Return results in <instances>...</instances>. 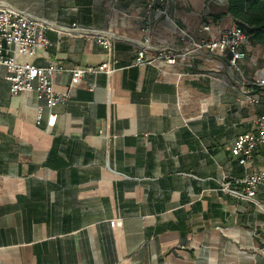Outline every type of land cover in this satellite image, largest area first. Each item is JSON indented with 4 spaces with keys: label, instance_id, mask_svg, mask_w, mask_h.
<instances>
[{
    "label": "crops",
    "instance_id": "0c3cea01",
    "mask_svg": "<svg viewBox=\"0 0 264 264\" xmlns=\"http://www.w3.org/2000/svg\"><path fill=\"white\" fill-rule=\"evenodd\" d=\"M0 3L51 27L53 45L32 61L59 63L54 88L71 93L50 110L35 92L12 95L0 65V264H264V213L223 190L245 176L231 150L260 111L234 84L242 74L228 52L134 64L145 0ZM226 7L170 0L153 17L149 54L192 50L178 28L196 41L218 36L235 23L213 17ZM101 37L113 44L115 72H86L72 86L70 70L111 61ZM246 50L248 76L264 64V49L250 42ZM255 164L264 167V153Z\"/></svg>",
    "mask_w": 264,
    "mask_h": 264
},
{
    "label": "built area",
    "instance_id": "2783aa9c",
    "mask_svg": "<svg viewBox=\"0 0 264 264\" xmlns=\"http://www.w3.org/2000/svg\"><path fill=\"white\" fill-rule=\"evenodd\" d=\"M170 0H145L147 17L141 28L144 41L137 52L134 64L157 65L165 62L168 65L185 64L189 61L193 52L206 48L210 52H228L230 54V66L240 71L241 81L234 84H242L244 99L248 104L258 106L259 113L254 121L252 130L239 134L232 147L231 153L245 169V176L228 182L223 190L228 191L237 198L246 199L254 203L264 213V167L257 168L256 158L264 153V64L256 68L250 75L241 72V62L247 60L246 46L250 44L248 34L235 22L231 26L220 30L218 36L193 40L191 33L184 28H178L179 33L192 41L194 48L182 52H172L166 49L157 50L149 54L151 49V31L153 29V17L166 14V7ZM51 27L39 18L28 12L15 9L0 3V65L7 71V80L10 82L12 95L35 92L39 100H43L46 106L53 110L59 104L66 103L71 98L70 90L60 93L54 88L53 78L57 72L64 68L57 62H52L45 67L33 63L38 51L53 45L46 32ZM74 28H66V32L73 34ZM202 31H210L209 24H202ZM99 42L108 50L111 61L100 64L97 67L74 68L71 71V85L81 82L86 72L106 73L111 76L116 70L117 60L114 57V48L111 40L99 38ZM264 58V56H263ZM94 90V85L89 88ZM3 112V102L0 97V115ZM41 118L39 113L38 119ZM55 116L50 117V125L55 123ZM120 220H112L111 226L120 225Z\"/></svg>",
    "mask_w": 264,
    "mask_h": 264
},
{
    "label": "trees",
    "instance_id": "16d2710c",
    "mask_svg": "<svg viewBox=\"0 0 264 264\" xmlns=\"http://www.w3.org/2000/svg\"><path fill=\"white\" fill-rule=\"evenodd\" d=\"M228 14L248 34L252 45L264 49V0H227L225 11L213 17L219 20Z\"/></svg>",
    "mask_w": 264,
    "mask_h": 264
},
{
    "label": "rangeland",
    "instance_id": "374dc122",
    "mask_svg": "<svg viewBox=\"0 0 264 264\" xmlns=\"http://www.w3.org/2000/svg\"><path fill=\"white\" fill-rule=\"evenodd\" d=\"M222 2V1H221ZM259 53V52H258Z\"/></svg>",
    "mask_w": 264,
    "mask_h": 264
}]
</instances>
